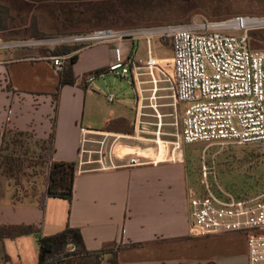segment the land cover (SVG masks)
<instances>
[{"label": "crops", "instance_id": "obj_1", "mask_svg": "<svg viewBox=\"0 0 264 264\" xmlns=\"http://www.w3.org/2000/svg\"><path fill=\"white\" fill-rule=\"evenodd\" d=\"M144 43L136 42L131 52L127 42V54L145 61L147 54H138V44ZM114 46L102 43L79 50L72 64L75 82L63 85L58 98L62 69L51 59L22 50L1 53L0 144L5 129L29 132L37 140L54 132L53 159L76 163L85 127L117 136L121 154L155 151L157 139L141 137L145 122L135 87L131 104L126 94L108 100L113 92L100 79L112 73L90 85L86 82L89 73L107 69L114 60ZM150 141L152 146L147 145ZM45 188V174L33 196H15L9 184L0 187V225L33 224L41 234L51 235L69 224L80 230L89 252L121 245L114 264H248L245 234L190 231L192 179L184 152L175 162L126 165V159H117L114 168L76 172L71 202L49 197L42 207ZM38 250L35 234L5 238L0 240V264H38Z\"/></svg>", "mask_w": 264, "mask_h": 264}, {"label": "built area", "instance_id": "obj_2", "mask_svg": "<svg viewBox=\"0 0 264 264\" xmlns=\"http://www.w3.org/2000/svg\"><path fill=\"white\" fill-rule=\"evenodd\" d=\"M264 29V15L238 14L223 20L194 18L189 22L150 27L115 29L97 28L59 38L23 41L0 39V50L36 45H79L70 54L47 57L61 70L66 61L85 47L113 43L114 60L107 69L86 76L88 85L97 77L112 73L139 85L148 82L158 90L159 82L172 90L178 116L175 141L158 137L152 154H116L118 137L81 128L82 138L76 172L110 169L117 159L126 165L175 162L181 157L184 143L238 144L264 152V50L253 49L250 32ZM146 42L147 59L137 60L127 54V42L136 50V42ZM166 41L172 56L154 55V41ZM116 98L108 95L109 101ZM89 134L98 138L88 137ZM90 144L97 145L95 148ZM170 144L172 146H170ZM148 152V151H147ZM200 189H191V224L194 235L243 233L246 235L248 264H264V193L237 195L219 181L215 157L200 160Z\"/></svg>", "mask_w": 264, "mask_h": 264}, {"label": "rangeland", "instance_id": "obj_3", "mask_svg": "<svg viewBox=\"0 0 264 264\" xmlns=\"http://www.w3.org/2000/svg\"><path fill=\"white\" fill-rule=\"evenodd\" d=\"M238 14L264 15V0H0V39H52L95 28L150 27L189 22L194 18L223 20ZM250 44L253 49L264 50V29L250 32ZM61 46L64 45L1 49L0 54L22 50L30 52L32 56H44ZM153 52L155 56H172L171 46L166 41H154ZM138 54H147L145 43L138 44ZM150 78L148 74L141 77L144 81ZM100 80L105 81L106 89L117 98L126 94L131 104L136 92L137 105H140L142 121L145 122L142 124L145 127L142 138L160 137L162 147L164 141L176 140L178 116L168 83L159 82L158 90L154 92V85L150 82L138 87L134 82L114 75H107ZM147 143L154 144L151 141ZM28 147L30 151L24 156L23 173L16 179L0 175V187L9 184L18 197L33 196L39 190L47 168L48 150L41 148L42 143L32 137L27 141ZM181 150L185 154L192 188L196 192L201 187L200 160L205 153L207 158L215 157L219 181L226 189L239 196L264 193V152L256 147L194 142L184 143ZM123 151L117 140L116 154ZM139 152L153 155L152 150ZM6 153L3 152L4 155Z\"/></svg>", "mask_w": 264, "mask_h": 264}, {"label": "trees", "instance_id": "obj_4", "mask_svg": "<svg viewBox=\"0 0 264 264\" xmlns=\"http://www.w3.org/2000/svg\"><path fill=\"white\" fill-rule=\"evenodd\" d=\"M97 29V28H95ZM94 29L82 31L87 32ZM80 48L79 45H64L57 47L52 54H70ZM49 55V54H48ZM45 55V56H48ZM76 53L66 61L61 70L58 91L55 93L58 98L61 87L65 84L75 82L72 64L76 60ZM33 135L29 132L5 129L0 144V175H5L11 179H16L24 170L26 156L30 149L27 141ZM37 140V139H36ZM55 133L52 132L46 140H37L42 143V149L48 150L46 155L47 168L45 171L46 188L41 194V206L45 207L49 197L73 199L74 180L76 176V163L68 161H56L52 155L55 150ZM6 151V155L3 152ZM43 157L42 155H39ZM35 234L38 236V264H114L117 251L121 245L111 246L99 252H89L86 250L83 237L79 229L67 226L54 234L43 235L40 229L33 224H9L0 225V240L5 238H17L19 236ZM109 255L106 258V255ZM165 264V263H163ZM187 264V263H179ZM207 264H216L209 262Z\"/></svg>", "mask_w": 264, "mask_h": 264}]
</instances>
